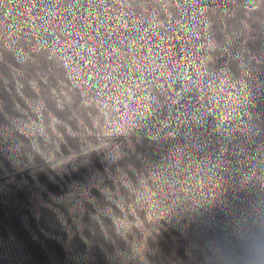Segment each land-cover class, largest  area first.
I'll return each instance as SVG.
<instances>
[{
    "label": "water",
    "instance_id": "95a60500",
    "mask_svg": "<svg viewBox=\"0 0 264 264\" xmlns=\"http://www.w3.org/2000/svg\"><path fill=\"white\" fill-rule=\"evenodd\" d=\"M0 264H264V0H0Z\"/></svg>",
    "mask_w": 264,
    "mask_h": 264
}]
</instances>
